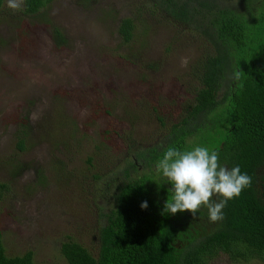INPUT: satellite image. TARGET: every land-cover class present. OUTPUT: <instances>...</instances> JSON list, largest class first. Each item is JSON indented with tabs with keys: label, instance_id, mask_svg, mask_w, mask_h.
Instances as JSON below:
<instances>
[{
	"label": "rangeland",
	"instance_id": "374dc122",
	"mask_svg": "<svg viewBox=\"0 0 264 264\" xmlns=\"http://www.w3.org/2000/svg\"><path fill=\"white\" fill-rule=\"evenodd\" d=\"M153 2L51 0L43 15L32 17L20 13L21 0L3 1L0 182L7 190L0 196V233L6 255L29 249L36 264H65L58 247L67 237L95 253L104 202L94 176L114 172L132 142L153 143L190 104L197 86L192 69L210 45ZM123 17L133 23L128 43L117 33ZM44 18L60 29L63 45L54 44ZM20 123L26 137L17 150ZM209 264L264 261L220 255Z\"/></svg>",
	"mask_w": 264,
	"mask_h": 264
},
{
	"label": "trees",
	"instance_id": "16d2710c",
	"mask_svg": "<svg viewBox=\"0 0 264 264\" xmlns=\"http://www.w3.org/2000/svg\"><path fill=\"white\" fill-rule=\"evenodd\" d=\"M153 1L210 45L192 69V100L153 143L132 142L114 172L94 176L104 202L95 253L67 237L59 254L65 264L264 261V0ZM50 2L21 0L20 13L43 15ZM132 30L131 18L119 20L122 43ZM19 126L17 150L26 137ZM6 190L0 182V196ZM0 264L36 263L29 249L6 255L0 233Z\"/></svg>",
	"mask_w": 264,
	"mask_h": 264
}]
</instances>
